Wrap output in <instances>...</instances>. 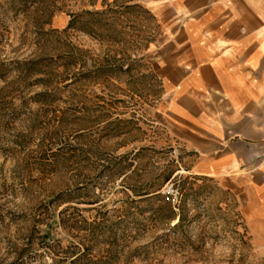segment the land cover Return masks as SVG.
Returning a JSON list of instances; mask_svg holds the SVG:
<instances>
[{
	"label": "rangeland",
	"instance_id": "374dc122",
	"mask_svg": "<svg viewBox=\"0 0 264 264\" xmlns=\"http://www.w3.org/2000/svg\"><path fill=\"white\" fill-rule=\"evenodd\" d=\"M161 30L144 0H0V264H264L155 124Z\"/></svg>",
	"mask_w": 264,
	"mask_h": 264
},
{
	"label": "crops",
	"instance_id": "0c3cea01",
	"mask_svg": "<svg viewBox=\"0 0 264 264\" xmlns=\"http://www.w3.org/2000/svg\"><path fill=\"white\" fill-rule=\"evenodd\" d=\"M144 1L162 23L154 116L178 173L234 193L264 256V0Z\"/></svg>",
	"mask_w": 264,
	"mask_h": 264
},
{
	"label": "built area",
	"instance_id": "2783aa9c",
	"mask_svg": "<svg viewBox=\"0 0 264 264\" xmlns=\"http://www.w3.org/2000/svg\"><path fill=\"white\" fill-rule=\"evenodd\" d=\"M162 194L165 197L166 201L171 203H175L178 197L177 190L174 188V185L170 182L165 184L162 190Z\"/></svg>",
	"mask_w": 264,
	"mask_h": 264
}]
</instances>
